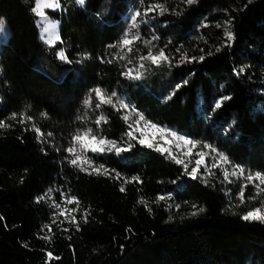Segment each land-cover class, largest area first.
Instances as JSON below:
<instances>
[{"label":"trees","instance_id":"16d2710c","mask_svg":"<svg viewBox=\"0 0 264 264\" xmlns=\"http://www.w3.org/2000/svg\"><path fill=\"white\" fill-rule=\"evenodd\" d=\"M34 3L0 0L8 29L0 120L9 125L0 128V264H264V222L242 219L261 206L245 176L264 174V0H58L54 45L39 36ZM156 4L167 11L144 15ZM161 49L171 64L141 60ZM97 87L106 98L117 94L113 104L95 106ZM118 100L227 155L235 177L214 167L193 179L167 152L127 135L133 114ZM88 129L132 145L119 154L76 152L109 174L69 163L66 149Z\"/></svg>","mask_w":264,"mask_h":264},{"label":"snow or ice","instance_id":"6c2138e0","mask_svg":"<svg viewBox=\"0 0 264 264\" xmlns=\"http://www.w3.org/2000/svg\"><path fill=\"white\" fill-rule=\"evenodd\" d=\"M76 2L78 4H81L83 5L85 3V0H76ZM184 2L188 5H191V4H194L197 2V0H184ZM141 3H143V0H141ZM40 7V5L38 4L37 7H34L32 10L33 12H37V8ZM44 7H48V8H53V7H60V5L58 3H48V4H45ZM157 9L160 10L161 14L164 12V11H167V9H165L163 7V5H160V4H156V5H149L146 10H145V13L144 15H147L148 13H152L154 11H156ZM38 15H40L42 18L44 17V13L42 11H40L38 13ZM137 17L141 16V13L138 11L136 12L135 14ZM49 27H54L53 25H49ZM137 25L135 23L132 24V28H136ZM3 28H2V22H0V31H2ZM49 30V28H45V31L47 32ZM226 36H227V39L228 40H232L233 39V36H232V33L230 31H226ZM56 39L58 40L59 37H56ZM141 39L140 36L137 34L133 37V39H128L127 36L122 40V45L123 46H128V45H131L135 40H139ZM155 39H158V37L156 36H153L152 37V40H155ZM145 44H150L151 43V40H148V41H145L144 42ZM218 50V49H217ZM129 51H131V48H129ZM177 51L179 52V49H177ZM58 57L61 59V60H65L67 62H70L68 61V58L66 56V54L64 53V51H59L57 53ZM145 59H148V60H151L152 64H159L160 60L163 59L164 61H167L169 64H171V60L169 59V57L165 54V51L164 49H161L159 51V54L154 56L152 54V52L149 50L147 56H142L141 57V60H145ZM189 57L187 56V54H184V55H181L180 56V60L183 62L185 60H188ZM197 58L196 57H192L191 60H196ZM200 60H203L204 57L201 56L199 57ZM140 67H144L143 64L140 65ZM240 72H243L244 69L241 68L239 70ZM124 75H127V76H130L131 75V70H129V72L127 73H124ZM139 78V77H137ZM94 93H95V96L98 98V100L100 101L99 103H97L95 106L97 108H99L101 106L102 103H108V104H113V100L112 98L113 97H116L117 94L115 92L111 93L110 96H108L107 98L104 96L103 94V90L100 88V87H97L95 89L92 90ZM227 99V98H225ZM85 105H90L91 104V98L89 99H86L84 101ZM117 103L120 105V108H123V109H128L130 106L125 103L123 100H118ZM115 106V105H113ZM221 106V103L220 102H217L215 107L216 108H219ZM12 118L15 119L16 118V113H13L12 114ZM28 119H31V117H29ZM101 120L103 119V117L100 118ZM125 120H127V117H124ZM144 117L141 115L140 116V120H143ZM20 123H24V120L23 118H21L20 120ZM97 124L100 123V120H97L96 122ZM9 125H7L4 121L0 120V128H4V127H8ZM131 127V125H130ZM151 127L152 128H156L158 129V131L160 132H165V131H168V130H165V129H162V128H159V126L155 125V124H151ZM38 132H39V129H36ZM92 129H88L84 134H83V137L80 135V134H77L73 137V141H82L83 138H88L90 137L91 141H93L94 143L92 144H89L87 145V150H90L92 153L94 154H102L104 153L106 150L107 151H113L115 150L116 154H119L121 152H127L130 150V148L132 147V145H128V147H119L117 142L116 141H112V140H108L107 138H99L97 137L96 135H93L92 134ZM51 135V134H49ZM127 135H129L131 138L135 139L136 137H134L132 135L131 132L127 133ZM171 135L173 137H176L177 134L175 132H171ZM180 140H183L185 144H191L193 147H195L199 142L198 141H192L190 139H187L183 136H180L178 137ZM140 143L141 144H145L147 143L145 140L141 139L140 140ZM105 146H107V148H105ZM147 146L148 147H152L153 145L151 143H147ZM204 147H208V148H211V145H204ZM157 151L161 152V153H164V152H169V155L171 156V158L176 162V163H183L182 160L178 159L175 155H172L171 152L168 150V149H164L162 147H157L156 149ZM66 151L69 153V154H72L74 155V158L70 159L69 160V163L75 167H78L80 169V171H85L87 172L88 169L83 167V164H88L89 167H92V160L91 158L87 157V156H83V155H80V154H76V150H75V147L74 145L73 146H70L66 149ZM212 151L213 152H216L217 150L212 148ZM197 155H199V159L196 160V167H194L192 170H191V173L190 175H192V178L193 179H196L198 178L197 177V173H198V170L201 166V164L204 162L205 160V156L204 154L202 153H198ZM218 156H219V162H223L225 164H228V163H231L229 157L223 153H218ZM213 167H219V163H214L212 165ZM185 167L187 168V165H185ZM103 169V171H101ZM92 172H94L95 174L97 175H104V174H109L108 170L105 169L104 165H99V167H92ZM92 172H90L89 174H92ZM240 174L241 175H244V170L243 169H240ZM119 173L116 174L117 178L119 177ZM233 175H235V173H233ZM229 177V173L227 170L224 171V178L227 180ZM134 180H139L138 177H134L133 178ZM246 179L249 183H252L255 181H259L258 184H256V187H260V185H264V174L260 173V172H256L254 174H248L246 176ZM247 187V185H242L240 186V191H239V198H240V201L241 203L244 202V189ZM125 189L123 187H121L120 191L123 192ZM261 191H264V189H261ZM44 197L41 196L38 198V200H43ZM160 200H163L165 199V197L161 196L159 197ZM76 200L75 197H72L70 199L67 200L68 203H72ZM78 203V202H77ZM57 207H59V205H57ZM201 211L203 209H200ZM63 214V213H61ZM195 214V213H193ZM75 219V217H73V220ZM242 219L245 220V221H262L264 222V213L261 212V209L260 208H256L254 210H251V211H248L245 215L242 216ZM48 256L51 258L52 257V253L49 252L48 253Z\"/></svg>","mask_w":264,"mask_h":264},{"label":"rangeland","instance_id":"374dc122","mask_svg":"<svg viewBox=\"0 0 264 264\" xmlns=\"http://www.w3.org/2000/svg\"><path fill=\"white\" fill-rule=\"evenodd\" d=\"M48 3H58V0H35L33 8L37 7L38 4L40 5V7L37 8V12H33V13L35 15V21H36V25H37L41 40L45 44L54 45L58 41L56 39V37H58V19L56 18V16H54V12L57 11L59 7L58 8L57 7H53V8L44 7V5ZM40 11L44 13L43 18L40 15H38ZM0 22H2V28H3V30L0 31V42H2L8 36V29H7V26L4 20H0ZM49 25H53L54 27H49ZM45 28H49V30L46 32ZM128 109H129V112L133 114V118L131 121L132 122L131 132L139 140L143 139L147 143H151L155 147H162L164 149H168L172 155H175L178 159L183 161V163L181 164L184 167L185 165H187V168L190 170V172L194 167H196L195 162L197 159H199V155L197 154L202 153L205 156V160L201 164L197 174H201V175L208 174L211 171V169H214L212 165L214 163H219L218 168H220L221 171L223 172V178H224L225 170H227L229 173V177L227 180H229L231 177L234 176L233 175L234 173L233 165L231 163L225 164L223 162H219L218 153L213 152L207 147H204L205 144L198 143L195 147H193L191 144H185L183 140H180L178 138L180 136L185 137L184 135L179 134L174 130L159 126V128L168 130L165 132H160L158 131V129L151 127L152 123L144 119L140 120V115L135 112L133 107L128 108ZM171 132H175L177 136L173 137L171 135ZM83 134H81L82 137H83ZM92 143L94 142L91 141L90 137L83 138L82 141H77V144H76L77 146L75 150L77 153H80L84 150L86 151L87 150L86 146ZM167 153L169 154V152ZM254 183L256 185L259 183V181L254 180ZM257 189L261 193V206L256 207V208H260L261 212L264 213V191H261V189H264V185H260V187L259 188L257 187ZM256 208H253L251 210H254Z\"/></svg>","mask_w":264,"mask_h":264}]
</instances>
